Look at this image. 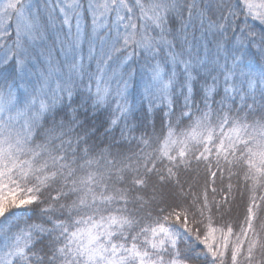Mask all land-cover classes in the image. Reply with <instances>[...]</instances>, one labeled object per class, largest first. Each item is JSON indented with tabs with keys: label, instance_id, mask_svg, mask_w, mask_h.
<instances>
[{
	"label": "snow or ice",
	"instance_id": "1",
	"mask_svg": "<svg viewBox=\"0 0 264 264\" xmlns=\"http://www.w3.org/2000/svg\"><path fill=\"white\" fill-rule=\"evenodd\" d=\"M0 264H264V0H0Z\"/></svg>",
	"mask_w": 264,
	"mask_h": 264
}]
</instances>
